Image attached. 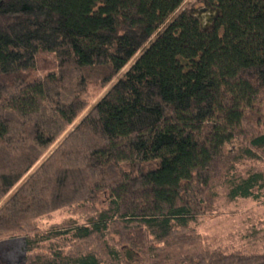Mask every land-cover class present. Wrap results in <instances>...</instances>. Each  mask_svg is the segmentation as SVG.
Here are the masks:
<instances>
[{
    "label": "trees",
    "instance_id": "1",
    "mask_svg": "<svg viewBox=\"0 0 264 264\" xmlns=\"http://www.w3.org/2000/svg\"><path fill=\"white\" fill-rule=\"evenodd\" d=\"M186 1L0 0V237L21 264H264L196 229L224 189L262 197L240 166L264 163V0H206L210 28ZM91 84L112 86L83 116Z\"/></svg>",
    "mask_w": 264,
    "mask_h": 264
},
{
    "label": "rangeland",
    "instance_id": "2",
    "mask_svg": "<svg viewBox=\"0 0 264 264\" xmlns=\"http://www.w3.org/2000/svg\"><path fill=\"white\" fill-rule=\"evenodd\" d=\"M182 10L197 17L206 28L211 27L215 10L206 0H187ZM112 85L100 87L91 84L86 92L87 111L83 116L106 95ZM82 116V117H83ZM79 121V120H78ZM78 121L74 124L76 125ZM233 146L227 149H232ZM250 171L264 174V163H243L240 166L242 177H247ZM259 201L252 199L230 200L226 189L221 191V198L213 215L199 219L196 229L212 248H222L228 251L250 250L259 251L264 246V190ZM64 216L56 217L55 222H61ZM34 253L24 250L20 237H0V264H21L29 262Z\"/></svg>",
    "mask_w": 264,
    "mask_h": 264
},
{
    "label": "water",
    "instance_id": "3",
    "mask_svg": "<svg viewBox=\"0 0 264 264\" xmlns=\"http://www.w3.org/2000/svg\"><path fill=\"white\" fill-rule=\"evenodd\" d=\"M217 15V12L215 11V15H214V18H215V16Z\"/></svg>",
    "mask_w": 264,
    "mask_h": 264
}]
</instances>
